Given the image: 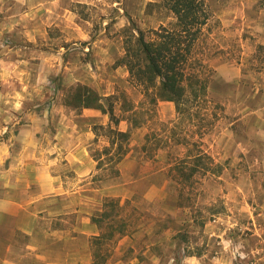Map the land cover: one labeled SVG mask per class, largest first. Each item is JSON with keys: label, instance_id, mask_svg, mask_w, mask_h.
I'll return each mask as SVG.
<instances>
[{"label": "rangeland", "instance_id": "1", "mask_svg": "<svg viewBox=\"0 0 264 264\" xmlns=\"http://www.w3.org/2000/svg\"><path fill=\"white\" fill-rule=\"evenodd\" d=\"M162 2L0 0V196L4 184L24 186L27 173L32 176L25 161L50 159L54 108L71 109L66 95L83 84L111 97L116 117H128L131 103L145 120L133 130L134 153L126 158L135 171L117 183L131 189L118 198L123 208L106 206L113 199L107 198L95 219L100 238L91 240L93 261L264 264V54L258 51L264 47V0H205L211 19L195 51L207 69L210 102L202 134L205 121L179 120L173 103L159 102L155 114L146 113L151 106L120 62L132 25L148 32L175 22ZM120 127L127 131L130 124L124 120ZM147 133L166 134L168 147L139 162ZM96 135L91 155L109 140L102 130ZM185 138L221 166L218 176H197L191 202L184 193L179 198L166 174L167 164L186 153ZM105 174L97 171L93 185L107 187L94 180ZM17 238L24 244L22 235Z\"/></svg>", "mask_w": 264, "mask_h": 264}, {"label": "trees", "instance_id": "2", "mask_svg": "<svg viewBox=\"0 0 264 264\" xmlns=\"http://www.w3.org/2000/svg\"><path fill=\"white\" fill-rule=\"evenodd\" d=\"M162 4L173 15L175 22L169 27L161 25L157 30L148 32L132 25V28L125 31V54L120 62L127 68L130 82L141 89L148 106H151L152 109L145 110L146 113L151 116L155 114L154 109L159 102L173 103L179 120L192 121L200 117V120L202 118L205 121L199 127L202 134L209 124L207 117L210 115V102L207 99L208 80L204 76L207 69L204 70L195 51L203 30L211 19V13L205 0H163ZM258 51L264 54V47L259 45ZM110 98L99 95L89 86L78 84L67 93L65 101L67 107L78 112L96 109L109 116L108 126L94 127L95 133L97 130L105 132L109 139L107 145L102 151H96L92 155L97 162V171L106 173L103 177H94V180L106 186L119 183L121 174L118 165L134 153L131 147L133 130L142 128L145 124V120L140 119L143 111L131 103L125 110L129 113L128 117H116L114 103L109 101ZM122 120H127L130 124L125 132L118 129ZM164 135L147 133L144 144L139 149L141 155L136 159L145 162V159L158 158V152H164L168 147L166 134ZM97 140L98 135L94 141ZM185 140L182 144L187 148L186 153L182 157H174L167 164L166 174L171 183L178 185L179 198L184 193L188 197L186 200L191 202L196 194L194 184L197 176H218L221 174V166L215 163L200 144L191 143L187 138ZM166 168L159 169L164 172ZM120 203L119 199H111L106 201V206L120 211L123 208ZM185 206L178 203L179 208ZM97 218L93 220L98 224L100 221H96ZM114 233H110L107 238L111 239ZM119 234L124 235V231L120 230ZM98 238L100 236L96 237ZM92 264L98 263L93 261Z\"/></svg>", "mask_w": 264, "mask_h": 264}, {"label": "crops", "instance_id": "3", "mask_svg": "<svg viewBox=\"0 0 264 264\" xmlns=\"http://www.w3.org/2000/svg\"><path fill=\"white\" fill-rule=\"evenodd\" d=\"M54 109L50 159L25 161L34 173H27L24 186H2L0 264H92L91 240L100 233L93 219L102 202L130 194L127 183L99 187L91 181L97 172L90 151L94 127L108 126L109 117L96 109ZM136 166L123 160L118 165L121 177L127 179Z\"/></svg>", "mask_w": 264, "mask_h": 264}]
</instances>
